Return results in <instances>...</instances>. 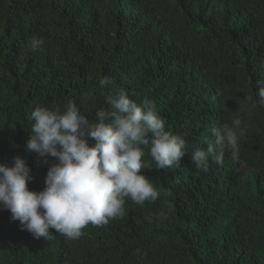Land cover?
I'll use <instances>...</instances> for the list:
<instances>
[{
  "label": "trees",
  "instance_id": "trees-1",
  "mask_svg": "<svg viewBox=\"0 0 264 264\" xmlns=\"http://www.w3.org/2000/svg\"><path fill=\"white\" fill-rule=\"evenodd\" d=\"M42 50L28 48L31 38ZM105 75L111 85L101 87ZM264 0H0V163L23 158L41 191L49 157L26 150L37 106L75 101L89 120L124 90L156 101L166 128L205 147L239 116V158L141 171L161 192L105 227L36 239L0 207V264H264ZM93 141H89L92 143ZM147 151V150H146ZM145 160H150L146 155ZM166 194V195H165ZM161 213L166 215L162 218Z\"/></svg>",
  "mask_w": 264,
  "mask_h": 264
},
{
  "label": "clouds",
  "instance_id": "clouds-1",
  "mask_svg": "<svg viewBox=\"0 0 264 264\" xmlns=\"http://www.w3.org/2000/svg\"><path fill=\"white\" fill-rule=\"evenodd\" d=\"M43 45V39L33 37L27 46L37 52ZM112 83L107 75L99 80L101 87ZM257 89L256 102L264 104V84L257 82ZM105 103L94 120L81 114L75 101L63 111L43 106L32 110L25 148L38 154L42 163L49 157L56 160L47 168L41 191L29 190L32 176L23 158L0 163V207L34 238L48 239L49 229H54L76 240L88 225L105 227L122 217L126 199L138 205L155 202L162 194L141 171L152 162L157 169H171L189 153L196 167L206 172L210 160L223 164L226 150L234 160L239 158L240 138L246 133L239 116L222 127L212 126L211 137L201 138L205 147L193 145L189 151L186 139L166 128L155 100L145 97L137 103L117 90Z\"/></svg>",
  "mask_w": 264,
  "mask_h": 264
}]
</instances>
